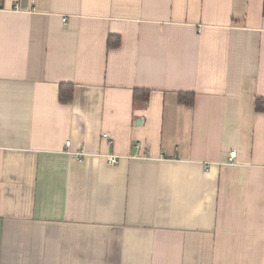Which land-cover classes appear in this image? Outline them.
I'll list each match as a JSON object with an SVG mask.
<instances>
[{"label":"crops","instance_id":"crops-1","mask_svg":"<svg viewBox=\"0 0 264 264\" xmlns=\"http://www.w3.org/2000/svg\"><path fill=\"white\" fill-rule=\"evenodd\" d=\"M257 99L264 0H0V264H264Z\"/></svg>","mask_w":264,"mask_h":264},{"label":"trees","instance_id":"trees-1","mask_svg":"<svg viewBox=\"0 0 264 264\" xmlns=\"http://www.w3.org/2000/svg\"><path fill=\"white\" fill-rule=\"evenodd\" d=\"M120 40L118 38H110L108 45L109 47H117L119 46ZM150 96L149 91L145 90H136L134 94V100L139 101L143 100L147 102ZM73 97V90L70 86H61L60 88V101L62 103H69L71 102ZM180 102L185 105H192L193 104V95L191 94H181L180 95ZM256 109L257 111H264V99H257L256 102Z\"/></svg>","mask_w":264,"mask_h":264},{"label":"built area","instance_id":"built-area-1","mask_svg":"<svg viewBox=\"0 0 264 264\" xmlns=\"http://www.w3.org/2000/svg\"><path fill=\"white\" fill-rule=\"evenodd\" d=\"M105 138H107L108 136L107 135H104ZM67 146L69 147L70 146V142H67ZM83 155V154H81ZM108 162L110 165H118L119 164V159H117L116 157H113V156H109L108 157Z\"/></svg>","mask_w":264,"mask_h":264}]
</instances>
